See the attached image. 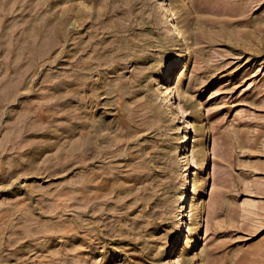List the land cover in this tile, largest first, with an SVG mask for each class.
Wrapping results in <instances>:
<instances>
[{"label": "rangeland", "instance_id": "374dc122", "mask_svg": "<svg viewBox=\"0 0 264 264\" xmlns=\"http://www.w3.org/2000/svg\"><path fill=\"white\" fill-rule=\"evenodd\" d=\"M158 1L0 0V264H264V0Z\"/></svg>", "mask_w": 264, "mask_h": 264}, {"label": "bare ground", "instance_id": "6f19581e", "mask_svg": "<svg viewBox=\"0 0 264 264\" xmlns=\"http://www.w3.org/2000/svg\"><path fill=\"white\" fill-rule=\"evenodd\" d=\"M157 1H158V0H157ZM158 2H159V1H158ZM160 6L162 7V3H160ZM161 9L163 10V8H161ZM163 18H164V17H163ZM163 18H162V19H163ZM169 20H170V19H169ZM168 31H169V33H171L172 35H174V34H175V33H174V32H175V30L173 31V29H172V28H170L169 30H167V32H168ZM169 33H168V34H169ZM169 102H170V101H169ZM180 222H181V221H180Z\"/></svg>", "mask_w": 264, "mask_h": 264}]
</instances>
